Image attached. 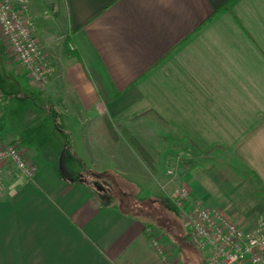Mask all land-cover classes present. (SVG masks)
<instances>
[{"label":"crops","instance_id":"obj_1","mask_svg":"<svg viewBox=\"0 0 264 264\" xmlns=\"http://www.w3.org/2000/svg\"><path fill=\"white\" fill-rule=\"evenodd\" d=\"M29 1L54 74L37 92L6 65L41 112L8 131L0 110L3 139L35 168L27 180L0 162V264H162L138 212L172 205L161 186L180 152L196 197L258 226L264 0Z\"/></svg>","mask_w":264,"mask_h":264},{"label":"built area","instance_id":"obj_2","mask_svg":"<svg viewBox=\"0 0 264 264\" xmlns=\"http://www.w3.org/2000/svg\"><path fill=\"white\" fill-rule=\"evenodd\" d=\"M0 36L25 68L32 86L47 87L54 69L37 36L29 0L0 1ZM6 160L12 161L23 178H34L35 168L29 165L14 141L2 138L0 128V162ZM166 176L168 182L161 188L176 207L189 243L204 254L205 264H264V234L260 229L246 230L223 211L200 202L187 185L176 183L175 168H169ZM154 236L150 238V245L162 264H175Z\"/></svg>","mask_w":264,"mask_h":264},{"label":"rangeland","instance_id":"obj_3","mask_svg":"<svg viewBox=\"0 0 264 264\" xmlns=\"http://www.w3.org/2000/svg\"><path fill=\"white\" fill-rule=\"evenodd\" d=\"M0 41H1L0 43V110L2 111L1 120L4 121L3 123L6 126L5 129H8V131L10 130L23 131L25 130V125H27L26 113L30 110H34V112H41L39 107L40 103L39 102L35 103L33 101L34 98L33 93L35 94V91L42 92L44 90H47L50 87L51 82L47 87L36 89L35 91H33L28 84L30 81L27 82V79L23 76H16L13 72H11L10 68H8V67H14L15 65H19V66L22 65L18 61H16V59L13 57L11 53V49L6 45V43L3 42L1 36H0ZM23 69L25 70L24 67ZM8 140L14 141L21 150L19 146V140L17 141L15 140V138H10ZM181 153L182 152L178 154V156L175 158L173 163L171 162L169 164V166L165 171V175H167L168 169L173 167L175 168V173H176V179H175L176 183H178L179 185L180 184L187 185L181 179L183 173V168L181 167V164L184 160L181 158ZM25 159L27 160L26 157ZM19 175L20 174L18 173V176ZM187 187L191 189L190 186L187 185ZM196 198L200 202H203L207 207L213 208L209 206L206 203V201L203 200L202 198L199 197ZM172 205L168 203H166V205H163L161 203L159 205L160 208L157 209L154 208L150 210L148 209L147 213L140 212V214H145L146 216H148L149 222H151L152 224L155 225V227H157L156 229L159 232V237L155 235L153 238L159 240V243L164 248L166 254L170 257L172 263L205 264V257H203L204 254L200 253L199 250H197L194 246H192L189 243L187 239V233L183 225V221L179 216L176 207L174 205L173 207ZM213 209L220 211V208H213ZM223 213H225V215L228 216L226 212L223 211ZM257 218H258L259 227L255 226L253 230L260 229L262 234H264V208L260 210ZM164 219L168 221L167 222L168 224L164 221ZM164 237L166 238L162 239Z\"/></svg>","mask_w":264,"mask_h":264},{"label":"trees","instance_id":"obj_4","mask_svg":"<svg viewBox=\"0 0 264 264\" xmlns=\"http://www.w3.org/2000/svg\"><path fill=\"white\" fill-rule=\"evenodd\" d=\"M106 126H107V128H111V127L113 128V125L109 121H106ZM112 132H113V139H114V142H115V137H118V134L115 133V130H113ZM125 136L127 137L131 147L142 157V159L146 162V164L150 168H153L152 167L153 165L151 163L152 162L151 161V157L147 153V151L136 141V139H134V137L131 134H128L127 132H125ZM251 184L254 187V190H255L259 200L262 203V208H264V184L262 183V181L257 176H253L251 178ZM169 202H170V200H169ZM138 211H142V209H139ZM144 212L147 213V209L146 210L144 209ZM138 213H140V212H138ZM186 233H187V231H186Z\"/></svg>","mask_w":264,"mask_h":264}]
</instances>
